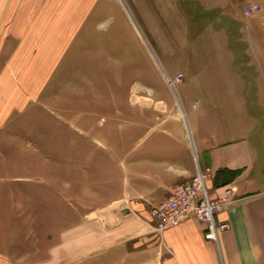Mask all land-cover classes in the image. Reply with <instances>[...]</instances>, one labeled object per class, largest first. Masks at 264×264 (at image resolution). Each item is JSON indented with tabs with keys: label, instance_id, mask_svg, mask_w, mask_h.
<instances>
[{
	"label": "rangeland",
	"instance_id": "obj_1",
	"mask_svg": "<svg viewBox=\"0 0 264 264\" xmlns=\"http://www.w3.org/2000/svg\"><path fill=\"white\" fill-rule=\"evenodd\" d=\"M62 1L0 0V81L13 78L30 93L1 89L11 93L0 99V257L13 264L51 251L75 222L101 221L102 210L84 214L119 194L124 178L133 186L139 141L168 145L187 135L193 146L199 71L215 51L237 48L214 34L228 25L219 9ZM68 15L76 28L59 55L38 39L40 22L48 19L53 37ZM178 74L184 82L170 84ZM251 107L264 116L263 105Z\"/></svg>",
	"mask_w": 264,
	"mask_h": 264
},
{
	"label": "crops",
	"instance_id": "obj_2",
	"mask_svg": "<svg viewBox=\"0 0 264 264\" xmlns=\"http://www.w3.org/2000/svg\"><path fill=\"white\" fill-rule=\"evenodd\" d=\"M169 2L168 7L180 2L187 10L192 5L206 11L219 9L228 25L214 34L229 37L237 47L215 51L216 58L199 71L205 79L199 84L201 100L191 109L193 146L187 135L168 145L144 147L139 141L134 148L133 186L124 178L119 194L84 214L89 218L102 210L104 218L96 223L75 222L68 239L55 240L51 251L23 257L20 264H264V116L251 107L264 106V46L259 42L264 33V0ZM255 3L260 10L248 15L246 7ZM150 5L159 9L166 3L153 0ZM71 19L70 15L63 18L53 37L48 19H41L38 39L44 46H56L48 50L64 53L76 28ZM67 21L69 27L62 26ZM7 79L0 81V99L11 93L1 90L3 86L30 94L24 84ZM0 106L6 113V106ZM199 169L210 174L209 187L224 183L236 187L233 206L216 215L231 225L219 234L218 242L205 237L207 224L196 217L158 232L150 214L152 204L167 199L175 185L189 181ZM0 264L13 261L1 256Z\"/></svg>",
	"mask_w": 264,
	"mask_h": 264
},
{
	"label": "built area",
	"instance_id": "obj_3",
	"mask_svg": "<svg viewBox=\"0 0 264 264\" xmlns=\"http://www.w3.org/2000/svg\"><path fill=\"white\" fill-rule=\"evenodd\" d=\"M259 8V4L255 3L248 5L245 10L248 15H252ZM181 78L182 74H178L174 78L169 77L168 81L175 84ZM209 179L210 174L199 169L189 181L175 185L167 199L153 205L150 214L156 230L163 232L185 219L196 217L207 224L205 237L218 242L219 234L230 229L231 225L228 220H218L216 215L234 203L236 187L231 184L209 187Z\"/></svg>",
	"mask_w": 264,
	"mask_h": 264
},
{
	"label": "trees",
	"instance_id": "obj_4",
	"mask_svg": "<svg viewBox=\"0 0 264 264\" xmlns=\"http://www.w3.org/2000/svg\"><path fill=\"white\" fill-rule=\"evenodd\" d=\"M224 184H227V183H224ZM224 184H222V185H224Z\"/></svg>",
	"mask_w": 264,
	"mask_h": 264
},
{
	"label": "bare ground",
	"instance_id": "obj_5",
	"mask_svg": "<svg viewBox=\"0 0 264 264\" xmlns=\"http://www.w3.org/2000/svg\"><path fill=\"white\" fill-rule=\"evenodd\" d=\"M219 241V240H218Z\"/></svg>",
	"mask_w": 264,
	"mask_h": 264
}]
</instances>
